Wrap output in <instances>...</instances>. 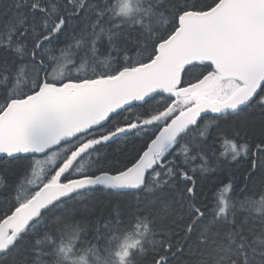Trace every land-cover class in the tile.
Instances as JSON below:
<instances>
[{"label": "snow or ice", "instance_id": "1", "mask_svg": "<svg viewBox=\"0 0 264 264\" xmlns=\"http://www.w3.org/2000/svg\"><path fill=\"white\" fill-rule=\"evenodd\" d=\"M0 264H264V0H0Z\"/></svg>", "mask_w": 264, "mask_h": 264}, {"label": "trees", "instance_id": "2", "mask_svg": "<svg viewBox=\"0 0 264 264\" xmlns=\"http://www.w3.org/2000/svg\"><path fill=\"white\" fill-rule=\"evenodd\" d=\"M107 163V162H106ZM96 199H104V197L103 196H101L100 194H97L96 195V197H95ZM116 199H123V197H112V200L113 201H115Z\"/></svg>", "mask_w": 264, "mask_h": 264}]
</instances>
